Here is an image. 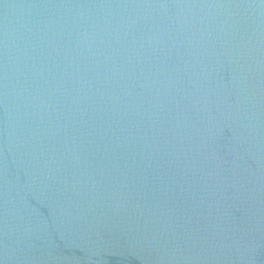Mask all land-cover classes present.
I'll return each mask as SVG.
<instances>
[{"label": "water", "instance_id": "95a60500", "mask_svg": "<svg viewBox=\"0 0 264 264\" xmlns=\"http://www.w3.org/2000/svg\"><path fill=\"white\" fill-rule=\"evenodd\" d=\"M0 264H264V0H0Z\"/></svg>", "mask_w": 264, "mask_h": 264}]
</instances>
